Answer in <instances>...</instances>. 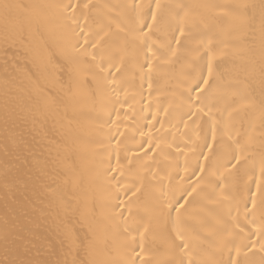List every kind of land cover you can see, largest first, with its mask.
<instances>
[{"label": "bare ground", "instance_id": "1", "mask_svg": "<svg viewBox=\"0 0 264 264\" xmlns=\"http://www.w3.org/2000/svg\"><path fill=\"white\" fill-rule=\"evenodd\" d=\"M147 24L150 51L137 32ZM195 32L216 53L198 105L188 89L208 55ZM237 90L249 106L225 110ZM262 108L264 0H0V264H125V228L140 222L146 260H179L166 248L175 201L197 183L181 228L208 218L219 234L192 259L230 262L235 247L219 240L231 233L244 264H264Z\"/></svg>", "mask_w": 264, "mask_h": 264}, {"label": "snow or ice", "instance_id": "2", "mask_svg": "<svg viewBox=\"0 0 264 264\" xmlns=\"http://www.w3.org/2000/svg\"><path fill=\"white\" fill-rule=\"evenodd\" d=\"M5 8L8 7V5L4 6ZM67 8H70L74 10L78 7V5H67ZM85 8L89 7L88 4L84 5ZM181 9H183V6H177ZM227 7V6H223ZM157 8H159V4L157 3ZM179 15V13H177ZM221 15L223 16H228L229 13L225 12L222 10ZM152 19L153 22L156 21V14H152ZM73 23H76V21H73ZM77 27H80L79 24H76ZM195 26V25H194ZM147 27L149 29V32H145L144 28ZM153 25L152 24H147V25H141L140 27L137 28V32L141 34V36L145 40V47L149 48L150 51V46L147 44V38L150 36V31L152 29ZM177 31L180 32L181 36H185V29L181 26H177ZM103 31V29H101ZM121 32H123V29H120ZM81 35L87 36V33H84L83 28L81 27L80 31ZM108 35L107 32L104 33V35H101L99 40L96 41V44H99L102 40L105 39V37ZM176 40V43L179 44L181 41L178 37H173ZM193 43L195 44L196 48H203L205 51V54L208 55V76L205 77L202 74L191 81L190 87L188 89L189 92V99L191 100V93L196 92V99L195 103L198 105L202 103L201 97L204 96V94L208 91L210 87V78L212 77V60L215 58L216 53L212 52V47H213V41L212 39H207L205 42V39L200 36L199 32L193 33L192 36ZM90 43L89 40H85L84 45H79L77 50L79 48H83L86 44ZM93 48L96 47V45H92ZM164 45H161V48H163ZM168 48L171 49V41L168 42ZM153 56H155V53H152ZM173 55H175V52H173ZM147 56V53H146ZM93 60H95V56L92 57ZM148 67L151 68L152 64L151 61L148 62ZM101 72L104 71L103 68L100 69ZM202 81V82H201ZM232 105H236V108L233 109V111H237L239 109L248 107V100L245 97V95L240 92V91H234L231 94V99L229 100L226 109L231 108ZM262 112H264V108H262ZM229 116L232 115V112L228 113ZM262 119H264V115H262ZM252 142V136L249 134L248 136V141L247 143ZM211 147V146H209ZM242 149V146H239ZM233 160L236 161L235 164H232L231 161L228 163L231 165V167L226 168L225 171L231 173L233 169H237L241 163V157L239 155H233L232 157ZM201 171H205L203 167H201ZM261 177L264 178V164L261 165L260 169ZM215 175V173H213ZM221 177H223V173L220 174ZM199 183H197L196 187H192V191L187 193V197H193V194L197 192V188L199 187ZM191 187V185H189ZM217 187L221 188V191H223V185L218 184ZM187 191V189H185ZM257 191L261 195V202L264 203V179H261L257 181ZM215 192L211 193L210 195H214ZM185 196H181L179 199L175 201V203L179 204L180 200H184V204H180V207L176 208L175 211L177 212V217L174 220V234L171 237L169 241L166 242V248L168 251H174L175 249H179V252L181 254L179 260H165V261H156L155 264H197L195 260L192 259V252L197 248V247H202L206 243L209 242V239L211 237L217 236L218 229L216 225L212 223V221L208 218H203L197 222V225L185 232L181 228V217H180V211L182 208L185 207L186 204L191 203V201L188 200V198ZM250 199L252 200L253 207H255V202H256V196L255 194L250 193ZM171 205L172 202L170 201L166 207V210L170 213L171 212ZM129 213H131V209H128ZM161 211H165V208H162ZM142 229V230H141ZM150 231V226L148 223L140 222L137 223L134 228L129 230V228H125V233L126 235L129 236V251L133 255L130 256V258L125 261V264H152L150 260L145 259V246H144V241L146 239L147 234ZM242 232L243 229H240ZM132 233H135L134 235ZM205 233H207V236H205ZM262 236H264V232L261 233ZM231 233H229L227 236H223L219 240V244L221 247L227 246V245H232L235 247V254L236 258H233L230 260V262H225V264H244V262L239 259L242 255V248L240 246L236 245V239L235 237H231ZM260 243V251L264 252V239L258 241ZM257 241H252L248 240L247 243L243 244V249H247L248 252H251L252 249L256 247ZM137 248H139V251H137ZM231 251V249H230ZM244 255H247V252L243 253Z\"/></svg>", "mask_w": 264, "mask_h": 264}]
</instances>
